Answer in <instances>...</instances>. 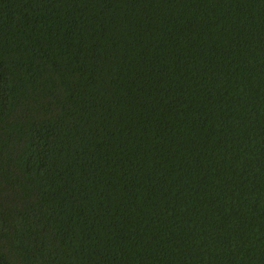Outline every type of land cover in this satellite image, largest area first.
Segmentation results:
<instances>
[{"label": "trees", "instance_id": "trees-1", "mask_svg": "<svg viewBox=\"0 0 264 264\" xmlns=\"http://www.w3.org/2000/svg\"><path fill=\"white\" fill-rule=\"evenodd\" d=\"M0 264H169V0H0ZM170 264H264V0H170Z\"/></svg>", "mask_w": 264, "mask_h": 264}]
</instances>
